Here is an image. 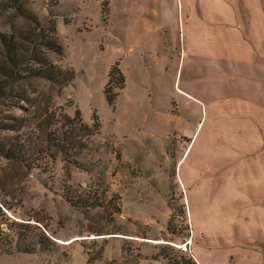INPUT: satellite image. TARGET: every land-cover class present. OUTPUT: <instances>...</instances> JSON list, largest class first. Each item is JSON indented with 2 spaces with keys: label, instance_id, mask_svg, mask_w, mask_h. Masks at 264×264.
I'll use <instances>...</instances> for the list:
<instances>
[{
  "label": "rangeland",
  "instance_id": "374dc122",
  "mask_svg": "<svg viewBox=\"0 0 264 264\" xmlns=\"http://www.w3.org/2000/svg\"><path fill=\"white\" fill-rule=\"evenodd\" d=\"M171 6L174 0H0V36L18 39L33 56L24 73L50 65L69 78L30 76L16 88L30 101L17 92L19 105L5 114L26 116L33 127L37 107L74 119L58 121L55 143L28 162L0 157V264H205V231L217 220L205 218V127L188 156L182 130L192 131L203 112L175 90L169 55L178 22L163 12ZM54 40L61 51L47 46ZM114 65L126 83L112 84L119 94L110 105L104 91ZM200 82L183 76V85ZM81 122L94 132L71 131ZM28 126L0 136L39 142Z\"/></svg>",
  "mask_w": 264,
  "mask_h": 264
},
{
  "label": "crops",
  "instance_id": "0c3cea01",
  "mask_svg": "<svg viewBox=\"0 0 264 264\" xmlns=\"http://www.w3.org/2000/svg\"><path fill=\"white\" fill-rule=\"evenodd\" d=\"M169 10L175 90L203 112L182 131L190 156L205 127V218L217 219L205 231V264H264V0H174ZM184 75L205 84L183 85Z\"/></svg>",
  "mask_w": 264,
  "mask_h": 264
},
{
  "label": "trees",
  "instance_id": "16d2710c",
  "mask_svg": "<svg viewBox=\"0 0 264 264\" xmlns=\"http://www.w3.org/2000/svg\"><path fill=\"white\" fill-rule=\"evenodd\" d=\"M22 13L24 14V11ZM0 43V130L15 132L21 130L27 124L29 125V128H32V123H28L29 121L26 116L20 117L5 114L9 109V104L13 103L15 100L19 105L18 100H21V98L18 99L17 97L21 96L26 101H30V98L22 94L23 90H16V88L18 86L21 87L23 81L29 79L30 76L40 77L51 83H64L69 78H67L68 76L64 70L50 65L40 69L29 70L28 74H25L24 72L27 70L26 67L32 60V54L28 56L25 49L21 47L22 44L20 41L14 37L1 35ZM47 46L59 51L62 50V47L57 40H54L52 44L48 42ZM125 83L126 80L124 74L119 70L117 65H114L109 72V80L104 91L107 102L110 105L115 103L119 94V91L113 89L112 84H116L118 85V88L123 89ZM17 92L20 93V96L17 95ZM21 107L26 109L24 106ZM34 114L37 115L36 118L38 117V120L33 128L37 132H35V134L40 141L33 143L27 140L23 141L19 139L17 135L0 136V157L24 163L28 162L33 158V154L35 155V153L42 152L45 150V147L50 146L53 142L55 143L56 139L53 137L54 133L52 132V128L58 121H63V126H65L67 123H71L74 120L68 114L61 113L57 116L56 112L51 111H44L41 113V111L38 110V107L34 110ZM7 120H9V122H6ZM80 120L81 119L78 116V121ZM94 127L96 132H99V124H96ZM77 129H79V131L78 133L76 132V135L94 132V129L84 122L79 124V128H71V131L75 132ZM66 132L67 131L63 134L64 137H66L64 138L65 141L68 140ZM67 198L72 199L70 195H67ZM1 235L3 234H0V237ZM19 237H21V232L19 233ZM17 251L32 252L34 251V248L31 246L22 247L18 245Z\"/></svg>",
  "mask_w": 264,
  "mask_h": 264
},
{
  "label": "bare ground",
  "instance_id": "6f19581e",
  "mask_svg": "<svg viewBox=\"0 0 264 264\" xmlns=\"http://www.w3.org/2000/svg\"><path fill=\"white\" fill-rule=\"evenodd\" d=\"M183 182V181H182ZM184 246V245H183ZM187 246V245H186Z\"/></svg>",
  "mask_w": 264,
  "mask_h": 264
},
{
  "label": "water",
  "instance_id": "95a60500",
  "mask_svg": "<svg viewBox=\"0 0 264 264\" xmlns=\"http://www.w3.org/2000/svg\"><path fill=\"white\" fill-rule=\"evenodd\" d=\"M174 245H176V244H174Z\"/></svg>",
  "mask_w": 264,
  "mask_h": 264
}]
</instances>
